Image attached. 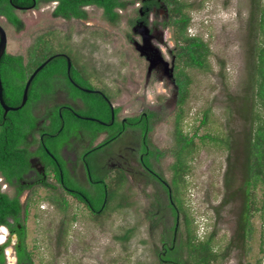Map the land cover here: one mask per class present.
Here are the masks:
<instances>
[{
    "label": "rangeland",
    "instance_id": "1",
    "mask_svg": "<svg viewBox=\"0 0 264 264\" xmlns=\"http://www.w3.org/2000/svg\"><path fill=\"white\" fill-rule=\"evenodd\" d=\"M127 1L116 26L107 24L100 16L101 11L93 6L86 8L90 23L53 18L51 9L18 11L25 29L16 33L6 27L7 51L27 52L43 31H53L54 43L70 35L79 62L95 69L92 82L107 88L114 105L123 100L127 107L133 105L131 108L137 109L140 103L136 97L145 95L147 65L125 39V35L131 33L128 23L137 4L135 0ZM180 1L189 4L185 10L190 18L187 33L199 36L210 51L202 68L187 66L179 60L180 71L188 80L186 97L180 106L183 111L180 127L188 136L196 132L193 151L187 158L189 171L180 187V199L197 238L202 240L212 231L214 248L222 252L237 232L244 179L242 166L255 121L250 95L245 96L251 61L247 45L251 0ZM0 22L5 21L0 19ZM153 87L147 89L151 100L155 96ZM255 108L260 116L261 105L256 103ZM178 111L179 108L176 113ZM176 113L167 115L153 134L158 149L166 152L158 165L169 183L174 162L170 149L175 140ZM88 114L94 115L93 112ZM204 114L206 119L202 124ZM203 136L205 139L201 140ZM206 136L229 138V143L212 142ZM145 180L142 177L139 181L129 179L120 185L115 199L97 216L69 197L63 209L64 205L56 201V194L41 186L28 190L22 200L27 196L23 201L27 205L26 243L32 250L34 264H163L158 257L162 228L160 225L152 227L147 213L159 208L161 220L167 225L173 222L172 213L166 207V195L161 188L151 182L147 186ZM160 195L163 207L155 201ZM226 196L229 201L222 203ZM255 196L259 210L252 217V237L244 243L235 241L234 246L240 245L241 249L232 247L228 255L215 264H257L259 259L264 264V253L260 250L264 247L261 189L257 188ZM178 220L180 237L184 240L182 215ZM11 249L12 245L6 248L8 263H13ZM182 254L185 255L184 247Z\"/></svg>",
    "mask_w": 264,
    "mask_h": 264
},
{
    "label": "flooded vegetation",
    "instance_id": "2",
    "mask_svg": "<svg viewBox=\"0 0 264 264\" xmlns=\"http://www.w3.org/2000/svg\"><path fill=\"white\" fill-rule=\"evenodd\" d=\"M30 1L31 4H11L13 13L23 24L19 31L6 16L0 14V19L5 21L0 22L5 31L8 26L16 33L22 32L25 23L18 11L27 10L51 9L53 18L90 23L86 10L88 6L100 10V16L107 24L117 25L104 17L103 8L98 5H81L85 11V17L82 18L55 14L59 0ZM135 1V14L128 23L131 33L126 34L125 39L134 48L135 44L145 45L144 55L135 50L147 65L145 95L136 97L140 103L137 109H132L133 105L127 107L123 100L114 105L107 88L92 82L95 69L79 62L70 35L58 43H54L56 39L52 37L54 33L51 30L37 36L38 47L45 57L41 64L52 58L41 69L44 73L37 79L36 99L29 101L24 112L22 122L25 126L20 147L28 153L27 165L20 178L13 179V184L0 175L1 189L8 194H15L18 190L19 186L15 183L21 185L19 197L22 203L27 199V196L23 200L22 197L28 190L41 186L56 194V201L64 205L63 209L69 197L97 216L106 211L115 199L120 185L129 179L139 181L140 177L146 179L147 186L151 182L153 186L161 188L167 204L171 202L170 183L158 165L166 157V152L158 149L153 134L156 126L167 115L176 113L179 107L178 45L173 37L174 25L165 0ZM116 10L120 14L124 9ZM143 25L149 35L145 44L139 31ZM27 52L22 55L26 57ZM150 87L155 92L153 100L147 90ZM120 97H124V94ZM91 112L94 115L88 114ZM161 152L163 154L159 157L158 153ZM8 221L12 226H0V237L3 238L0 253L5 258V264H19L18 249L22 248V240L18 230L21 225L15 223L13 218ZM161 244L158 257L165 264L169 261L165 258L167 246ZM9 245H12L13 263L7 262L6 248Z\"/></svg>",
    "mask_w": 264,
    "mask_h": 264
},
{
    "label": "trees",
    "instance_id": "3",
    "mask_svg": "<svg viewBox=\"0 0 264 264\" xmlns=\"http://www.w3.org/2000/svg\"><path fill=\"white\" fill-rule=\"evenodd\" d=\"M60 3L55 14H61L65 17H85V11L81 9V5L94 4L103 8L104 17L111 23L117 24L120 20V14L117 8L125 9L127 0H59ZM171 12V22L174 25L173 37L178 45V58L185 65L191 67L202 68L206 64L208 55L210 54L207 44L196 35L187 33L190 24V18L186 13L189 4H185L180 0H165ZM31 4L30 0H0V14L7 17L8 21L14 24L19 31L22 27L21 19L13 13L11 4ZM188 5V6H187ZM249 29V30H248ZM247 45L249 47L250 63L247 69L248 86L246 95H250V109L254 129L252 136L248 139L246 150V161L243 163L244 179L242 182V205L239 211L237 232L231 237L228 246L222 252H218L213 245L214 233L208 234L204 239L199 240L197 235L191 229V220L186 217L182 200L180 199V187L184 183V177L189 171L187 161L188 155L193 151L194 132L188 136L183 133L180 127V121L183 117V111L180 107L186 97V84L188 80L184 78L182 71L177 74V80L180 86L179 111L175 114L174 122V144L170 151L174 156V162L171 164L172 180L170 183V200L166 207L172 213L173 222L167 225L161 220L160 209L148 211L147 219L152 227L162 228L160 235L161 243L167 246L165 258L169 259L165 264H215L228 255L232 247H235V241L246 242L250 236L252 237L253 226L252 217L259 210L255 206V195L257 188L261 189V202L264 203V0H251L250 6V23L248 28ZM40 37V36H38ZM44 52L38 47L37 37L34 39L29 48L26 57L22 54H12L8 51L2 55L0 59V75L3 86V99L8 106H18L21 103L22 93L25 83L31 73L41 64L44 59ZM43 70H39L32 79L28 89V102L18 110H10L4 114V109L0 104V175H2L9 184H13V179L20 178L21 173L26 168L28 153L20 147L22 135L24 133L23 117L27 109L29 101L36 99L37 96V79L43 74ZM259 103L263 109L261 117L255 104ZM206 115L204 114L202 124L205 123ZM256 124V126H255ZM204 137V136H203ZM201 137L204 140L205 137ZM212 142L229 143V138L223 140L215 136H206ZM163 153H158L160 157ZM231 167V165H229ZM228 178V177H227ZM0 182V226L9 223L8 219L13 218L15 223L21 225L19 235L21 247L18 249L19 264H34L32 250L27 248L25 219L27 216V205L23 204L19 195L22 192L21 185L15 183L18 190L15 194H8L1 189ZM228 180L226 181V186ZM229 195V194H228ZM229 197V196H228ZM229 198H223L222 203H226ZM156 199L159 206L163 207L162 201ZM263 210V206L260 208ZM182 215V226L185 228L186 237L183 240L181 236L180 223L178 220L176 235L174 240V229L176 225V217ZM16 227V225H13ZM126 236V235H125ZM124 236V237H125ZM174 240V242H173ZM240 244V243H239ZM247 245V244H246ZM246 245L243 247L246 249ZM185 249V255L182 249ZM241 249L240 245L235 247ZM248 249V248H247ZM246 249V250H247ZM261 253H264V247H261ZM160 252V251H159ZM0 264H5V258L0 253ZM261 264V261L257 262Z\"/></svg>",
    "mask_w": 264,
    "mask_h": 264
},
{
    "label": "water",
    "instance_id": "4",
    "mask_svg": "<svg viewBox=\"0 0 264 264\" xmlns=\"http://www.w3.org/2000/svg\"><path fill=\"white\" fill-rule=\"evenodd\" d=\"M136 30V29H135ZM140 33L142 34L143 37V43L145 44V42L148 40L149 35L147 34V28L143 25L140 27ZM145 45H138L135 44V48L139 51L140 55H144V47ZM7 48V34L6 31L4 29V27L0 24V59L2 57V55L5 53ZM52 57L48 58L46 61H44L42 64H40L29 76V78L27 79L24 89H23V93H22V99H21V103L18 106H8L3 99V86H2V79H1V75H0V104L4 109V114H6L8 111L10 110H18L20 109L22 106L25 105L26 101H27V97H28V89L30 86V83L32 81V79L35 77V75L37 74V72L43 68V66L51 59ZM159 59V58H158ZM177 224H178V216L176 217V225H175V229H174V240H175V235H176V229H177ZM173 240V242H174Z\"/></svg>",
    "mask_w": 264,
    "mask_h": 264
},
{
    "label": "bare ground",
    "instance_id": "5",
    "mask_svg": "<svg viewBox=\"0 0 264 264\" xmlns=\"http://www.w3.org/2000/svg\"><path fill=\"white\" fill-rule=\"evenodd\" d=\"M3 240V238L2 237H0V242Z\"/></svg>",
    "mask_w": 264,
    "mask_h": 264
}]
</instances>
